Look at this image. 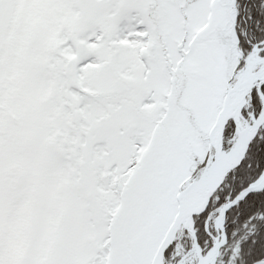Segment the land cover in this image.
<instances>
[{
  "label": "snow or ice",
  "instance_id": "1",
  "mask_svg": "<svg viewBox=\"0 0 264 264\" xmlns=\"http://www.w3.org/2000/svg\"><path fill=\"white\" fill-rule=\"evenodd\" d=\"M0 264H264V0H0Z\"/></svg>",
  "mask_w": 264,
  "mask_h": 264
}]
</instances>
